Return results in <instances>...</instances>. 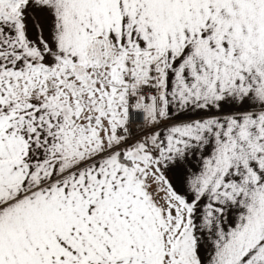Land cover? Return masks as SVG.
Returning <instances> with one entry per match:
<instances>
[{"label": "snow or ice", "instance_id": "1", "mask_svg": "<svg viewBox=\"0 0 264 264\" xmlns=\"http://www.w3.org/2000/svg\"><path fill=\"white\" fill-rule=\"evenodd\" d=\"M0 264H264V0H0Z\"/></svg>", "mask_w": 264, "mask_h": 264}]
</instances>
